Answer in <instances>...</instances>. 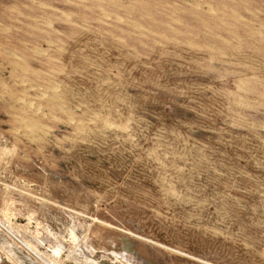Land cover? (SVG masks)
I'll use <instances>...</instances> for the list:
<instances>
[{"label":"rangeland","instance_id":"1","mask_svg":"<svg viewBox=\"0 0 264 264\" xmlns=\"http://www.w3.org/2000/svg\"><path fill=\"white\" fill-rule=\"evenodd\" d=\"M263 174L264 0H0V264H264Z\"/></svg>","mask_w":264,"mask_h":264},{"label":"bare ground","instance_id":"2","mask_svg":"<svg viewBox=\"0 0 264 264\" xmlns=\"http://www.w3.org/2000/svg\"><path fill=\"white\" fill-rule=\"evenodd\" d=\"M192 12V11H191ZM189 13V12H188ZM190 14V13H189ZM162 16V15H161ZM188 16V15H187ZM161 18V17H160ZM165 18V17H164ZM192 18V17H191ZM156 25V24H155ZM4 29V28H3ZM239 33V32H238ZM91 44V43H90ZM56 49V48H55ZM226 49V48H225ZM35 50V49H34ZM125 59V58H124ZM136 59V58H135ZM255 69V68H254ZM82 73V72H81ZM75 76V75H74ZM71 80V79H70ZM243 80H245V79H243ZM244 82V81H243ZM246 82V81H245ZM244 82V83H245ZM22 83V82H21ZM237 84V83H236ZM106 100V99H105ZM256 101V100H255ZM66 104V103H65ZM103 104V103H102ZM77 108V107H76ZM79 109V108H78ZM53 117V116H52ZM104 117V116H103ZM103 120V119H102ZM104 123V122H103ZM110 124V123H109ZM102 125V124H101ZM111 125V124H110ZM121 130V129H120ZM14 131V130H13ZM127 131V130H126ZM262 142V141H261ZM260 152H261V150H260ZM242 157V156H241ZM236 160V159H235ZM243 161V160H242ZM159 163V162H158ZM248 165V164H247ZM179 167V166H178ZM251 167V166H250ZM264 175V174H263ZM84 186V185H83ZM241 213V212H240ZM247 215V214H246ZM248 216V215H247Z\"/></svg>","mask_w":264,"mask_h":264}]
</instances>
